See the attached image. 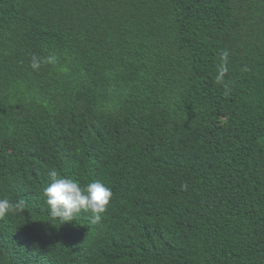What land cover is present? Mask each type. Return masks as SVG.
Masks as SVG:
<instances>
[{"label": "trees", "instance_id": "trees-1", "mask_svg": "<svg viewBox=\"0 0 264 264\" xmlns=\"http://www.w3.org/2000/svg\"><path fill=\"white\" fill-rule=\"evenodd\" d=\"M3 198L0 264H264V0H0Z\"/></svg>", "mask_w": 264, "mask_h": 264}, {"label": "clouds", "instance_id": "clouds-1", "mask_svg": "<svg viewBox=\"0 0 264 264\" xmlns=\"http://www.w3.org/2000/svg\"><path fill=\"white\" fill-rule=\"evenodd\" d=\"M55 62V56H49L45 60L33 57L31 68L39 70L41 63ZM225 71V68H221L217 76L218 80L223 78ZM48 176L50 183L44 188V196L52 217L59 219L62 224L72 222L75 216L83 211L91 213L94 223L102 219V214L107 211L113 195L109 187L98 180L82 187L77 181L61 177L55 169H51ZM18 211H23L22 201L0 199V218Z\"/></svg>", "mask_w": 264, "mask_h": 264}]
</instances>
